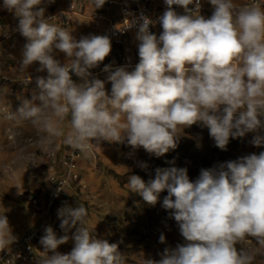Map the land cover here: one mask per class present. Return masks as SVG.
<instances>
[{
	"label": "clouds",
	"instance_id": "obj_1",
	"mask_svg": "<svg viewBox=\"0 0 264 264\" xmlns=\"http://www.w3.org/2000/svg\"><path fill=\"white\" fill-rule=\"evenodd\" d=\"M42 2L3 0V8L18 18L16 30L27 41L20 70L38 62L36 71L47 72L36 77L38 94L9 118L30 121L45 134L44 143L63 137L74 151L88 154L101 141L126 142L159 157L176 147L182 128L197 122L209 129L221 150L230 137L264 129V5L254 0L237 7L234 0H208L213 11L206 18L199 14L201 0H164L158 21L143 14L125 19L122 31L137 27L139 63L133 71L105 65L109 94L90 69L110 54V38L90 34L77 40L49 23ZM105 2L93 0L94 8ZM157 22L162 28L158 36L150 32ZM55 50L67 62L56 59ZM70 73L82 82H74ZM69 117L65 133L63 122ZM251 143L264 145V135L253 136ZM127 185L152 206L166 190L162 207L171 210L169 218L184 241L143 264H253L255 255L237 244L252 238L264 248V151L202 169L195 181L186 168L172 167L157 168L147 182L131 175ZM57 214L65 234L58 238L51 226L45 228L38 264H126L118 244L96 238L85 226V206L65 205ZM73 228L74 246L61 254L57 248L68 242ZM14 240L7 216L0 214V251ZM159 242L165 243L163 233Z\"/></svg>",
	"mask_w": 264,
	"mask_h": 264
},
{
	"label": "rangeland",
	"instance_id": "obj_2",
	"mask_svg": "<svg viewBox=\"0 0 264 264\" xmlns=\"http://www.w3.org/2000/svg\"><path fill=\"white\" fill-rule=\"evenodd\" d=\"M42 3L49 4L61 14V19H50L49 23L64 27L77 40L90 34L97 35L108 24L105 19L114 16L112 11L105 18H98L100 8H94L87 0H52L51 3L43 0ZM161 3V0H154L151 11L154 7L161 8ZM211 14L207 11L200 13L206 18ZM16 18L13 12L3 8V0H0V214L7 216L15 239L44 222L42 219L45 216H49L46 226H51L59 238L65 233L60 228L58 209L65 205H83L88 211L85 226L96 238L118 244V250L126 257V264H143L144 259L159 260V253L164 248H175L177 244L184 242L175 220L169 218L171 210L162 207L167 191H162L157 203L152 206L129 190L128 178L138 175L147 182L155 178L157 168L175 167L186 168L189 179L195 181L204 161L203 169L217 168L227 161L253 153L258 155L264 151V145L255 147L251 143L253 136L264 135V129H260L259 133H246L244 137H230L226 150H221L210 137L209 129L200 122L182 128L176 139V147L159 157L142 147L133 149L126 142L121 144L101 141L88 154L81 153L76 158L75 171L78 179L65 187L54 205L49 207V213L37 211L38 205H31L29 197L32 193L47 188L48 153L61 147L64 138L58 137L52 145H48L43 142L45 134L30 121L9 118V114L17 111L24 100H31L39 92L36 79L21 80L30 72L34 71L36 75L39 67V63L34 62L24 71L20 70L26 38L21 34L3 37L5 25H11L18 19ZM136 31L128 32L129 50H138ZM153 32L159 35L157 27L153 28ZM116 49L114 51L111 44V52L102 63L119 62L120 54L117 56L118 48ZM54 57L62 64L67 62L65 55L58 50L54 51ZM125 68L133 71L135 66ZM44 75L47 76L46 71ZM70 75L74 82H82L74 74ZM107 76L108 73L104 72L94 77L105 82V89L110 94L111 83L107 81ZM34 102L40 103L38 100ZM69 127V119L66 118L63 122L65 133ZM92 143L95 144V141ZM142 164L146 167L142 168ZM45 228L37 240V249L17 264H38L39 258L43 256V246L39 241ZM74 231L75 228L68 233V242L57 248L61 254H68L72 250L74 242L71 235ZM161 233L165 236V243L159 242ZM237 248L253 253V264H264V248L254 239L246 238L237 244Z\"/></svg>",
	"mask_w": 264,
	"mask_h": 264
},
{
	"label": "built area",
	"instance_id": "obj_3",
	"mask_svg": "<svg viewBox=\"0 0 264 264\" xmlns=\"http://www.w3.org/2000/svg\"><path fill=\"white\" fill-rule=\"evenodd\" d=\"M154 0H106L105 4L101 7L99 13L97 14L98 18H105L106 11H109L111 14L114 11L115 21H108V24L101 28L97 35H106L110 38L113 49L118 48L120 52V61L115 64L110 63H101L98 67L90 69L92 77L98 73H104L103 68L105 65H111L112 70H115L117 67L126 66L132 67L136 66L139 63V56L137 61H133L131 58L126 45L127 35L129 31L137 30V27H133L128 30H121L125 27L128 20H134L138 18L141 14L151 18L154 21H158V17L163 14V11L166 8L165 3L163 4L162 10H153L151 11V5ZM254 0H239L235 1L237 7L253 3ZM262 5H264V0H255ZM40 7L45 9L44 17L46 19H61V14L57 9H52L49 4L42 3ZM111 7V9H110ZM192 5H189V8H192ZM174 10L178 14H184V10L178 6L173 5ZM213 11L212 6L208 3V0H201V9L200 12ZM17 19V18H16ZM63 22V21H61ZM18 25V19L15 20L11 25L6 24L5 29L3 30V37L10 38L16 34H20L16 28ZM157 27L159 34L162 32V28L157 22L154 26H150V32H153V28ZM33 72L28 73V76L22 77L23 81H31V79H36L37 76H46L44 72ZM35 77V78H34ZM90 77V79L92 78ZM70 121V118H68ZM70 126V123H69ZM91 150V149H90ZM81 154L79 151H74L70 146L66 145L64 142L61 143V147L57 150H51L48 153V161L46 163L47 171V188L40 191L32 193L29 197V203L33 206H37V211L46 212L48 214L49 207L54 205L56 198L63 193L65 187L69 186L71 183L77 181L78 174L75 171V162L76 158ZM61 187L63 190H61ZM36 212V211H35ZM33 214H36V213ZM44 222L38 226H34L31 229L23 233V235L14 240L9 247L3 251H0V264H17L21 261L28 258L34 251L37 249V240L39 239L42 229L48 225L49 216H45ZM44 227V228H43Z\"/></svg>",
	"mask_w": 264,
	"mask_h": 264
},
{
	"label": "crops",
	"instance_id": "obj_4",
	"mask_svg": "<svg viewBox=\"0 0 264 264\" xmlns=\"http://www.w3.org/2000/svg\"><path fill=\"white\" fill-rule=\"evenodd\" d=\"M87 1L90 2L91 4H93V0H87ZM161 2H162V3H161V4H162L161 8H155V7H154V8H152V10H162V9H163V4H164V0H161ZM90 3H89V4H90ZM151 7H152V5H151ZM100 9H101V8H100ZM108 13H109V11H106L105 14H108ZM109 14H110V13H109ZM105 20H106L107 22H108V21H112V22H113V21H115V18H114V16H112V17L110 16V17L106 18ZM127 40H128V39H127ZM127 40H126V45H128V44H127ZM113 50L116 51L117 49H113ZM132 51H133V54H131ZM129 52H130L129 54L132 55L131 58L133 59V61H137V58H138V50H136V49H134V48H131V50H129ZM119 54H120L119 51H117V56H118Z\"/></svg>",
	"mask_w": 264,
	"mask_h": 264
},
{
	"label": "trees",
	"instance_id": "obj_5",
	"mask_svg": "<svg viewBox=\"0 0 264 264\" xmlns=\"http://www.w3.org/2000/svg\"><path fill=\"white\" fill-rule=\"evenodd\" d=\"M204 163H205V161H204ZM204 163L202 162V164H201L200 167H199L200 169H201V168L203 169V164H204Z\"/></svg>",
	"mask_w": 264,
	"mask_h": 264
}]
</instances>
